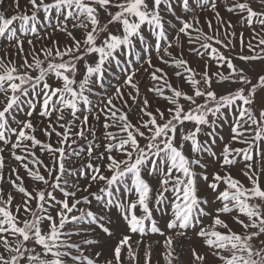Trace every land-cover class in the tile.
Instances as JSON below:
<instances>
[{
	"label": "snow or ice",
	"instance_id": "1",
	"mask_svg": "<svg viewBox=\"0 0 264 264\" xmlns=\"http://www.w3.org/2000/svg\"><path fill=\"white\" fill-rule=\"evenodd\" d=\"M0 264H264V0H0Z\"/></svg>",
	"mask_w": 264,
	"mask_h": 264
},
{
	"label": "rangeland",
	"instance_id": "2",
	"mask_svg": "<svg viewBox=\"0 0 264 264\" xmlns=\"http://www.w3.org/2000/svg\"><path fill=\"white\" fill-rule=\"evenodd\" d=\"M240 30H243V29H240ZM193 64H194V66H196V63H195V60L193 61ZM147 82V80L145 81V83ZM142 92L144 91V87L142 86ZM154 259V261H155V257L153 258Z\"/></svg>",
	"mask_w": 264,
	"mask_h": 264
}]
</instances>
